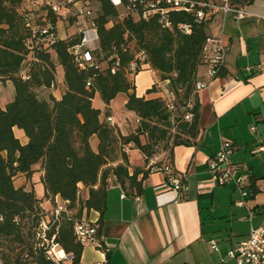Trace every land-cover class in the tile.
<instances>
[{"label":"trees","instance_id":"16d2710c","mask_svg":"<svg viewBox=\"0 0 264 264\" xmlns=\"http://www.w3.org/2000/svg\"><path fill=\"white\" fill-rule=\"evenodd\" d=\"M96 1L93 20L98 45L92 51V62L79 66L70 48L80 42V34L58 38L52 45L33 34V27L47 23L56 32L60 14L45 3L34 8L26 0H0V81H10L14 88L13 98L0 106V264H61L48 254L51 239L77 264L84 244L74 236L73 220L83 219V211H98L100 217L93 224L100 236L109 178L122 190L137 195L154 165L160 171L163 165L172 166L168 160L148 167L157 142L171 140L170 158L174 146L194 145L200 134L195 86L202 81L197 70L206 64L204 47L212 37L208 30L213 10L197 5L191 11L171 10V26L164 27L157 14L148 19L120 16L122 9L110 0ZM196 1L211 4V0ZM253 1L229 0V4L243 7ZM197 11L203 13L201 19ZM181 25H187L189 32ZM140 53L145 67L157 74V83L147 93L158 92L164 83L171 109L161 97L136 95L128 68L139 61ZM57 65L63 72V93L59 99L51 94L44 98L39 90L55 85ZM222 74L223 67L218 76ZM95 93L106 105L107 118L110 101L125 93L124 107L136 115V128L123 135L115 125L101 120L100 109L92 105ZM14 127L24 131L25 144L15 137ZM143 134L146 142L141 141ZM93 135L98 139L96 151L90 146ZM127 146L143 155L144 165L129 163ZM36 164L43 172L44 197L59 195L67 200L72 220L64 214L54 220L40 206L41 199L33 189L14 186V175L20 172L29 177ZM79 184L88 190L85 199L79 197Z\"/></svg>","mask_w":264,"mask_h":264},{"label":"crops","instance_id":"0c3cea01","mask_svg":"<svg viewBox=\"0 0 264 264\" xmlns=\"http://www.w3.org/2000/svg\"><path fill=\"white\" fill-rule=\"evenodd\" d=\"M234 8L242 9L243 16L236 18L233 11L213 10L209 35L221 39L228 46V52L221 76L209 79L206 64L198 67L197 77L207 84L198 90L200 134L197 141L190 146H174L170 158L161 162L170 160L173 169L187 173L181 199L175 200L176 192L163 186L165 177L158 165L151 168L137 195L122 190L109 178L100 236L110 249L104 253L94 243L87 242L77 264L104 261L108 264H236L226 258L227 251L246 238L250 228L264 221V190L259 189L264 185V150L249 151L264 144V0ZM62 22L61 19L56 22L60 39L68 37ZM55 79L54 86L39 90L40 96L61 97L64 84L60 65L56 67ZM130 80L137 96L149 99L166 94L163 88L147 93L157 83L156 72L147 67ZM97 97L101 102L94 105ZM115 100L119 102V111L114 106ZM9 101L0 102V106L4 107ZM125 102L126 94L118 93L107 106L112 124L123 135L129 131L127 122L138 120L133 112L125 109ZM92 105L100 109V119L107 120L106 105L98 93H95ZM251 125L256 127L254 132L249 129ZM13 132L21 144L27 142L22 129L14 127ZM224 140L233 146L231 163L246 179L243 184L248 192L246 197H242L239 188L232 183L213 187L205 183L209 177L208 160ZM90 146L97 150L95 135L90 138ZM125 152L131 165L145 164L137 149L127 146ZM154 163L151 158L147 165ZM33 169L35 171L29 177L16 173L13 184L33 189L36 197L41 199L40 206L50 214L55 202L61 198L59 195L44 197L43 172L39 164ZM78 188L79 197L87 198V188L82 184ZM242 199L244 203L239 204ZM99 217V212L93 209L82 213L83 219L93 223ZM211 240L216 242L215 250L209 247ZM56 249L61 264H72L62 249Z\"/></svg>","mask_w":264,"mask_h":264},{"label":"built area","instance_id":"2783aa9c","mask_svg":"<svg viewBox=\"0 0 264 264\" xmlns=\"http://www.w3.org/2000/svg\"><path fill=\"white\" fill-rule=\"evenodd\" d=\"M29 6L37 7L43 3L50 6L53 12L60 14L61 10L68 5H75L81 2L82 5L78 9L77 17L84 19L87 17L84 28H78V34H80V42L73 45L70 48V52L73 54L75 61L79 66H84L86 63L92 62V51L97 47V33L94 25V16L88 6L87 0H26ZM110 2L120 7V16H132L134 18L148 19L150 16L159 15V21L164 27H170L171 23L168 20V12L171 10H185L191 11L195 5L208 6L213 10L233 11L236 18L243 16L244 11L237 9L229 4L228 0H223L220 5L201 3L196 0H110ZM197 17L201 19L203 13L197 11ZM52 25L47 23L42 28L33 27V34L43 36L46 45H52L57 39V33L52 30ZM184 32H189L187 25H181ZM206 54V68L207 76L209 79L216 78L219 70L224 66V61L228 52V46L222 42L221 39L209 37L206 40L204 47ZM139 61L131 62L128 68L129 78H133L135 74L145 67L143 62L144 55L140 53L138 55ZM207 84V81L196 82V90H200ZM165 101L169 109L172 108L171 97L166 92ZM186 119L190 118V115L185 116ZM107 121L112 123V118L108 117ZM251 132H254L256 127L251 125L249 127ZM264 150V144L257 147L250 148V153H256ZM233 151V146L230 141L224 140L221 143L220 149L208 160V172L209 177L205 180V183L209 187L225 185L228 183L234 184L239 188L242 197H246L247 190L243 188V184L246 179L244 175L239 171V168L232 164L230 161V155ZM161 171L164 173L163 186L167 189H171L176 192L175 200L181 199L185 190V180L187 173L179 172L173 169L172 166L163 165ZM259 189L264 190V185H260ZM244 203V199L238 202ZM54 220L61 214H64L66 218L72 220L73 211L68 208V201L60 199L56 201L51 212ZM42 230L47 229L46 222L41 224ZM73 233L76 240L85 244L92 242L102 252L107 253L110 249L103 236H97L96 227L93 222L87 219H75L73 220ZM44 237V234H42ZM211 250L216 249V242L211 240L208 242ZM57 244L50 240L48 254L52 257L55 263L60 261L55 249ZM70 257V255H67ZM226 258L234 260L236 264H264V221L255 227L250 228V231L246 238L240 240L226 253ZM106 261L100 263L105 264Z\"/></svg>","mask_w":264,"mask_h":264},{"label":"rangeland","instance_id":"374dc122","mask_svg":"<svg viewBox=\"0 0 264 264\" xmlns=\"http://www.w3.org/2000/svg\"><path fill=\"white\" fill-rule=\"evenodd\" d=\"M87 3H88L89 8L92 11V15L96 16L97 1L96 0H87ZM222 3H223V0H211V4H214V5H220ZM81 5H82L81 2L76 3L75 5H68L64 9H62L60 12V19L63 21L62 22L63 23L62 29H64L65 32L68 34L67 36L78 34V28H84L85 27V22H86L87 17H85L84 19L77 17V14H78L77 12H78V9L81 7ZM34 8H36V7H34ZM210 9H212V8H210ZM165 86L166 85L164 83H160L159 89L165 88ZM13 96H14V88H13L12 83L8 82L6 85H4L3 83H0V102L3 103L4 101L11 100L13 98ZM161 98L163 100H165L166 94L164 93ZM98 102H101V101H99V99L97 97L93 101V104L97 105ZM192 102H193V98L191 101V105H192ZM118 103H119L118 100L114 101V106L117 108V111L121 110L120 108H118ZM189 119L185 118V120H189ZM128 123H129V131L128 132H131L136 128V126L138 124V120L137 121L133 120V122L128 121L127 124ZM132 125L134 127H132ZM140 138H141L142 142L147 141L145 134L141 135ZM170 145H171V140H168V141L162 140V141L157 142L156 145H154V147H153L154 155L151 158L154 159L156 163L162 162V160L167 158ZM151 165H149L148 167H151Z\"/></svg>","mask_w":264,"mask_h":264},{"label":"bare ground","instance_id":"6f19581e","mask_svg":"<svg viewBox=\"0 0 264 264\" xmlns=\"http://www.w3.org/2000/svg\"><path fill=\"white\" fill-rule=\"evenodd\" d=\"M55 250H57V249H55ZM56 252V251H55Z\"/></svg>","mask_w":264,"mask_h":264}]
</instances>
